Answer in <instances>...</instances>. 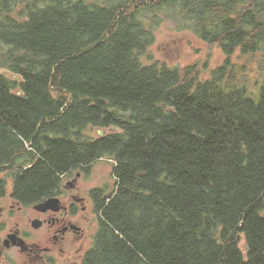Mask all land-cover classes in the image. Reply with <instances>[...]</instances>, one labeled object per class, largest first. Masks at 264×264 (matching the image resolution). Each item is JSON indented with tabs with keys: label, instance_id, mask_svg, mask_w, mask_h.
<instances>
[{
	"label": "trees",
	"instance_id": "1",
	"mask_svg": "<svg viewBox=\"0 0 264 264\" xmlns=\"http://www.w3.org/2000/svg\"><path fill=\"white\" fill-rule=\"evenodd\" d=\"M164 21L224 60L141 62ZM99 158L81 264H264V0H0V188L32 203Z\"/></svg>",
	"mask_w": 264,
	"mask_h": 264
},
{
	"label": "flooded vegetation",
	"instance_id": "2",
	"mask_svg": "<svg viewBox=\"0 0 264 264\" xmlns=\"http://www.w3.org/2000/svg\"><path fill=\"white\" fill-rule=\"evenodd\" d=\"M100 159L68 170L51 192L32 203L17 197L11 178L5 179L0 188V264H81L93 239L90 218L95 216L98 229L99 200L108 192L95 166ZM48 198L57 201L45 210L36 208Z\"/></svg>",
	"mask_w": 264,
	"mask_h": 264
},
{
	"label": "rangeland",
	"instance_id": "3",
	"mask_svg": "<svg viewBox=\"0 0 264 264\" xmlns=\"http://www.w3.org/2000/svg\"><path fill=\"white\" fill-rule=\"evenodd\" d=\"M139 58L145 64L156 59L174 66H183L195 62L198 64L200 76L206 78L209 76L210 70L224 60L225 55L217 45L202 41L192 31L179 28L175 22L164 21L155 31L154 40L147 48V53ZM231 59L239 62L243 60L237 50L231 55ZM251 64L254 65L253 62ZM113 130V128H105L103 134ZM89 134L96 136L98 131L92 129ZM112 164L113 162L107 158L100 159L95 164L105 189H110L114 183ZM94 217L90 218L92 220L88 226L89 239L90 237L93 238L97 231V220ZM240 246L243 248V241H241ZM14 264L19 263L15 262Z\"/></svg>",
	"mask_w": 264,
	"mask_h": 264
},
{
	"label": "water",
	"instance_id": "4",
	"mask_svg": "<svg viewBox=\"0 0 264 264\" xmlns=\"http://www.w3.org/2000/svg\"><path fill=\"white\" fill-rule=\"evenodd\" d=\"M3 73L7 74L9 77H11V78H13V79H18V78H19L18 75L13 74V73H11V72H9V71H7V70H6V71L3 70ZM102 133H103V130L99 129V130H98V134H99V135H102ZM56 201H57V200L54 199V198H48L44 203L37 205L36 208H38V209H40V210H45V209H47L48 207L52 206V204H54ZM32 225H33L34 227H37V226H38L36 221H33V222H32Z\"/></svg>",
	"mask_w": 264,
	"mask_h": 264
}]
</instances>
